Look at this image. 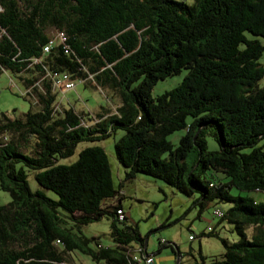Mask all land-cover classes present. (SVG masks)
Masks as SVG:
<instances>
[{
	"label": "trees",
	"instance_id": "16d2710c",
	"mask_svg": "<svg viewBox=\"0 0 264 264\" xmlns=\"http://www.w3.org/2000/svg\"><path fill=\"white\" fill-rule=\"evenodd\" d=\"M263 54L264 0H0V75L34 101L22 116L0 117V191L11 199L0 206V264H76V254L93 264L154 259L128 223L105 150L87 147L60 164L118 130L124 181L146 175L198 195L201 210L230 206L214 216L233 225L238 242L209 228L201 237L218 238L224 253L198 264H264ZM182 70L178 87L152 96ZM64 76L107 92L114 112L63 104L55 81ZM178 131L186 134L175 147L168 138ZM30 174L57 200L32 192ZM106 217L111 246L82 232Z\"/></svg>",
	"mask_w": 264,
	"mask_h": 264
},
{
	"label": "rangeland",
	"instance_id": "374dc122",
	"mask_svg": "<svg viewBox=\"0 0 264 264\" xmlns=\"http://www.w3.org/2000/svg\"><path fill=\"white\" fill-rule=\"evenodd\" d=\"M250 39L253 37L247 35ZM264 65V54L260 60ZM187 71L164 81H159L153 88L154 98L178 87L186 77ZM259 88H264V78L258 83ZM23 87L9 74L0 75V117L5 114L15 118L26 114L33 100L24 97ZM109 94L92 86L82 83L76 84L75 88L61 94L63 104L73 105L78 111L96 114L101 107H108L114 112L117 100L107 98ZM186 131H178L169 136L170 142L177 147ZM124 135L118 130L112 137L98 143H82L78 146L73 157L61 160V165H71L78 160L80 152L92 146L102 147L110 162L112 170V181L115 190L124 196L122 206L128 223L136 226L145 241H147V253L154 254L155 264H198L202 257L220 258L224 253L221 241L216 237H201L207 234L209 228H213L221 239L230 243L238 242L239 238L234 231L233 225L222 222L214 216L216 210L227 211L230 207L226 204L216 202L209 204L205 209L195 203L198 195L187 197L179 193L166 183L138 174L135 179L124 181L126 169L120 165L115 156V143ZM210 150H216L218 145L212 137H208ZM195 154L191 153L188 162L193 165ZM29 187L32 192L43 191L48 197L57 200V196L43 190L36 182L34 175L28 178ZM11 201L7 193L0 191V206L7 205ZM111 220L104 218L100 222L85 226L82 230L85 237L91 239L97 237L104 246H111L109 237ZM192 237V239L190 238ZM170 244L168 247H163ZM179 260H178V254ZM76 264H93L89 258L76 254Z\"/></svg>",
	"mask_w": 264,
	"mask_h": 264
},
{
	"label": "built area",
	"instance_id": "2783aa9c",
	"mask_svg": "<svg viewBox=\"0 0 264 264\" xmlns=\"http://www.w3.org/2000/svg\"><path fill=\"white\" fill-rule=\"evenodd\" d=\"M56 38L62 41L64 40L63 34H58ZM52 43L53 41L44 48V51L46 53L49 52ZM55 88L59 89L60 91H70L75 88V84L73 82H70L67 76H64L62 79L55 81ZM135 260H138V258L136 257ZM144 264H155L153 257H147L144 261Z\"/></svg>",
	"mask_w": 264,
	"mask_h": 264
},
{
	"label": "water",
	"instance_id": "95a60500",
	"mask_svg": "<svg viewBox=\"0 0 264 264\" xmlns=\"http://www.w3.org/2000/svg\"><path fill=\"white\" fill-rule=\"evenodd\" d=\"M145 242H146V246H147V241H145ZM177 254H178V253H177ZM177 258H178V260H179V254H178V257H177Z\"/></svg>",
	"mask_w": 264,
	"mask_h": 264
},
{
	"label": "crops",
	"instance_id": "0c3cea01",
	"mask_svg": "<svg viewBox=\"0 0 264 264\" xmlns=\"http://www.w3.org/2000/svg\"><path fill=\"white\" fill-rule=\"evenodd\" d=\"M24 93V91H22Z\"/></svg>",
	"mask_w": 264,
	"mask_h": 264
}]
</instances>
